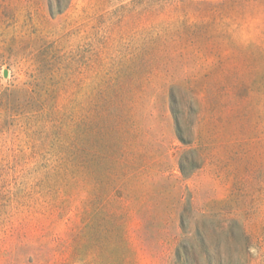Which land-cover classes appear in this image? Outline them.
I'll list each match as a JSON object with an SVG mask.
<instances>
[{
	"label": "rangeland",
	"instance_id": "rangeland-1",
	"mask_svg": "<svg viewBox=\"0 0 264 264\" xmlns=\"http://www.w3.org/2000/svg\"><path fill=\"white\" fill-rule=\"evenodd\" d=\"M0 264H264V0H0Z\"/></svg>",
	"mask_w": 264,
	"mask_h": 264
},
{
	"label": "trees",
	"instance_id": "trees-1",
	"mask_svg": "<svg viewBox=\"0 0 264 264\" xmlns=\"http://www.w3.org/2000/svg\"><path fill=\"white\" fill-rule=\"evenodd\" d=\"M173 111H175V113H176V107L173 105ZM177 123H178V118H177ZM181 137V139L183 140V141H185L184 140V138H182V136H180ZM185 143H187V142H185ZM189 143V142H188ZM195 169V168H194ZM194 169H192V170H186V168H184V166H182L181 165V171L183 172V174L186 176V177H190L191 175H192V173L194 172Z\"/></svg>",
	"mask_w": 264,
	"mask_h": 264
}]
</instances>
